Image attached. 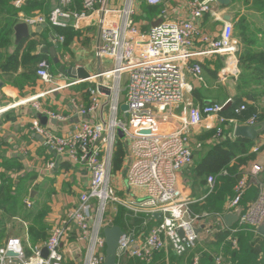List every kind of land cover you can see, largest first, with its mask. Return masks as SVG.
<instances>
[{
	"label": "built area",
	"instance_id": "1",
	"mask_svg": "<svg viewBox=\"0 0 264 264\" xmlns=\"http://www.w3.org/2000/svg\"><path fill=\"white\" fill-rule=\"evenodd\" d=\"M26 1L13 0V6L20 9ZM182 1L186 14L176 17L167 14L169 0H120V4L112 3V0H82L80 10L66 8L71 0H59L48 14L35 12L25 16L22 11L18 13L19 21L28 26L79 29L82 23L94 20L98 28L95 55L111 62V68L90 74L88 79L71 80L62 73L54 76L47 60H41L35 72L42 82L54 85L52 90L101 79L99 86L90 85L85 89L88 105L71 99L77 120L69 134L54 133L41 125L37 118L31 121L32 131L41 136L46 147L66 161L84 165L89 173L87 188L79 194L77 203L65 212L66 220L76 228L79 239L85 241L83 264H104L102 231L111 222L110 217H104L109 203L124 207L133 216H145L138 231L133 228L124 230L125 234L118 243L116 264H121L118 260L124 256L150 263L156 253H167L169 249L175 256H182L202 238L212 239L214 233L222 231L227 232L222 246L229 255L238 246L236 235L243 231L257 233L258 225L264 220V180L257 181L256 198L241 208L232 226L225 224L223 213L194 212L190 207L193 201L184 198L178 186V173L193 162L192 132L202 122L214 118L216 124L206 123V129H215L214 137L219 138L225 127L232 126L228 136L233 137L234 126L239 124V117L247 110V101L243 100L233 108L232 115L226 116L222 112L228 98L224 102L198 105L187 97L192 86L186 76L189 74L202 80L200 62L192 61L197 56H225L226 67L221 69L219 80L225 82L232 78L235 81L238 42L233 35V23L221 19L217 0ZM138 2L161 7V21L156 25L143 18L138 21ZM204 15L222 22L219 34L212 35L200 29L198 20ZM49 39L54 45L64 40L62 35L51 33ZM195 40L204 44L202 49L194 50ZM123 78V95L120 96ZM102 96L107 97L109 119L92 122L87 115L99 106ZM121 104L127 105L125 112L120 110ZM34 106L40 110L36 103ZM176 106H180V110L174 114L172 109ZM8 107H0V113ZM41 112L58 121L66 120L50 110ZM120 113L125 117L120 118ZM257 122L256 115H251L244 124ZM166 123H171L172 129L165 133H135L140 128H156ZM118 130L123 132L129 160L125 182L129 188L142 190L139 196H119L112 185L111 158L119 138ZM257 150L258 146H255L253 151ZM53 167V162L47 164L48 169ZM262 170L260 164L254 163L250 170L241 172L235 196L226 202L225 211L232 212L240 206L251 178ZM226 174L225 171L220 173ZM216 178V175L206 177L209 192ZM25 204L30 206L31 201L25 199ZM148 222L154 223L146 229ZM200 230L205 232V237L200 235ZM67 233V225L57 224L49 228L48 237L41 244L26 243L25 246L22 239L15 236L0 239V264H67L60 250ZM42 248H46V256L41 255ZM203 252H207V248ZM199 258V254L194 255L192 264H198ZM225 259L220 252L214 256V264H226Z\"/></svg>",
	"mask_w": 264,
	"mask_h": 264
},
{
	"label": "trees",
	"instance_id": "2",
	"mask_svg": "<svg viewBox=\"0 0 264 264\" xmlns=\"http://www.w3.org/2000/svg\"><path fill=\"white\" fill-rule=\"evenodd\" d=\"M58 2L59 0H27L22 8L16 9L13 6V0H0V81L2 83H7L19 91L22 90L26 85L33 82L37 64L41 60H47L51 63V68L55 70V66L48 55L43 52L36 53L39 45L51 46L46 41V36L42 35V42L25 38L12 51H9V47L13 26L19 21V11H22L25 16L35 12L48 14ZM240 3L264 13V0H231V4L240 5ZM81 6L82 0H71L66 8L80 10ZM142 7L150 6L142 2ZM151 10L153 13H160L161 7H151ZM69 29L51 27L49 30L51 34L63 36V42L56 44V50L59 52H66L68 44L75 35ZM233 32L240 41L237 52L239 72L235 79L236 97L232 106L223 110L222 113L226 116L232 115L233 108L245 100L247 101L246 117L256 115L257 120L262 121L264 120V30L254 27L253 22L242 14L234 21ZM46 33H48V28H45L43 34L46 35ZM208 74L215 80L216 87H219L221 84L217 72L209 70ZM220 90L216 95L223 93ZM193 95L200 100V103L203 102L198 91ZM222 97L225 98L224 102L228 98L227 93ZM214 102L217 100H213L211 103ZM231 128L232 126L225 127L222 136L219 138L214 137L215 129L201 131L197 137L198 147L201 150L195 149V153L201 157L196 162V174L204 178L209 175H216L217 178L213 189L201 204L203 209L196 208L200 206L199 204L190 205L194 212L202 210L209 213H222L223 202L235 196V186L241 177L239 166L255 159V153L251 151V148L256 144L247 139L228 136ZM125 144L123 138H117L111 158L112 174L119 173L123 167L126 157ZM6 146L7 143L0 136V239L9 236L7 232L8 223L12 219L18 218L27 223L28 240L26 242L23 237V244L25 246L26 243L41 244L48 237L50 228L46 220L49 207L45 204L46 201L42 203L36 200L30 207L26 206L24 198L28 194V184L35 178V175L33 172H24L25 167L17 158L7 157ZM198 147L196 148L198 149ZM204 149L207 151L202 155ZM258 149L263 150L264 143L259 145ZM222 171L227 174L220 175ZM252 191L254 197L247 203L253 201L258 193L257 186L254 187L249 182L239 205L245 207L247 203H242L243 198L248 193L252 194ZM144 217L142 214L133 216L131 211L122 206H117L110 219L112 223L119 225L123 230H126L128 225V228L138 231L143 225ZM153 223L148 222L145 228H150ZM226 236L227 232L222 231L214 233L211 236L212 239L202 238L201 242L196 243L182 256L170 254L169 257L165 258L164 252L160 251L155 254L150 263L127 256L122 257L120 263L191 264L192 257L195 254H201L198 264H214V256L222 252L226 257V264H259L260 262L263 264L264 237L251 231L240 232L236 235L238 239L237 248L228 255L225 247L222 246ZM257 237L259 238L257 239ZM204 248H207V252H203ZM26 251L28 253V250Z\"/></svg>",
	"mask_w": 264,
	"mask_h": 264
},
{
	"label": "crops",
	"instance_id": "3",
	"mask_svg": "<svg viewBox=\"0 0 264 264\" xmlns=\"http://www.w3.org/2000/svg\"><path fill=\"white\" fill-rule=\"evenodd\" d=\"M112 3L120 4V0H112ZM136 8L138 12V21L142 20L143 18L153 23L161 19L159 13L152 12L151 7L143 8L142 2H138ZM167 11L169 17H176L178 15L185 16L186 14V9H184L182 0H169L167 3ZM219 12L220 16H222L224 13L235 14L234 21L240 15H242V12L238 10L237 5L235 4H231L227 7L219 5ZM234 21L232 23H234ZM198 25L202 31L212 35L219 34L222 28V22L214 20L210 15H204L203 17L199 18ZM45 28H48V33H46V35L43 34ZM50 28L51 27L46 25L29 26L28 39L42 42L43 36H46V41L55 48L60 62L58 64L52 62L55 66V70L51 68V63L48 62L49 70L54 76L60 73L58 68L61 64H64L66 67H83L87 70V72H89V74H94L99 71L111 68V62L108 58L103 57L98 59L95 55V48L98 41V28L94 24V20L82 23L79 29H69L74 32L75 35L68 44L66 52H59L56 50V44L54 45L49 39ZM51 46L39 45L37 47L36 53H41L43 52L42 49L44 47ZM203 46L204 44H202V42L195 40L194 50H200L203 48ZM45 54L49 56L48 53ZM49 58L51 59L50 56ZM194 60L200 62L202 66V80H197L189 74L186 76L187 82L192 86V91L187 95V97H190L193 103L198 105L202 103H209L213 100H217V102H223L225 98L222 97V95L224 96V94L227 93L224 82H221L222 84L219 87H216L217 84L215 80L210 77L208 71H216L219 78L221 69L226 67V57L217 54L202 55L192 59V61ZM64 75H66L68 79H76L68 74ZM62 81L64 83L67 82L65 80ZM100 82L101 79H93L84 83L65 86L58 90H52L54 85L42 82L35 74L33 82L30 85H26L20 91L7 83L1 82L0 86V107L9 106L5 111L0 113V128L1 132L4 134L1 136L7 143L6 156L17 158L23 163L25 167L24 172H33L35 175V178L32 181H29L28 194L24 198V202L27 198L31 201V205L35 200L42 203L46 201L45 204H47L49 207L46 220L50 227L57 224L68 226L66 239L60 246V250L64 255L67 264H83L85 241L79 239L76 228L66 220L65 212L69 207H72L77 203L79 194L87 188L89 183V173L84 165L74 164L66 161L46 147L43 144L41 136L35 134L32 131L31 121L33 118H36L37 113L43 111L44 109L53 111L64 116L66 120L58 121L48 117L47 115V121L43 126H46L48 129L58 135L69 134L72 132L73 123L77 120L76 110L71 102V99L75 98V100L78 102L88 105L89 100L85 89L90 85L94 86L95 84H98L99 86ZM218 90L222 91L224 94L219 93V95H216L218 94ZM197 91L202 96L203 102L201 103L200 100L196 99L193 95V93ZM41 93L43 94L39 95ZM38 95L39 97L31 99L32 97ZM34 103L39 106L40 110L35 108ZM179 110L180 106H176L173 107L172 112L176 114ZM246 113L247 112L245 111L239 117L240 124L244 123L248 118V116L246 117ZM109 116L110 113L108 111L107 97L102 96L100 98L99 106L89 113V115H87V119L92 122H105L109 119ZM123 117H125L124 114H121L120 118ZM206 123L214 125L216 124V121L214 118H209L208 120L202 122V124L192 132L190 145L193 151V162L190 166L183 168L178 173V186L183 197L193 201L192 204H199L200 206L196 207L198 209H203L201 204L205 201L206 197L210 193L206 184V178L198 176L195 170L196 162L200 159L199 157H201V155L195 153V149L201 150V148L198 147L197 137L201 131L209 130L206 129ZM166 124L172 127L171 123ZM263 143L264 135L261 133L257 142L254 144H256L255 146L259 147V145ZM196 147H198V149ZM254 147L251 148L252 152H254ZM206 151L207 150L204 149L202 151V155H204ZM254 153L255 159L253 161L247 162L246 164L240 165L239 171H248L250 170L252 164H260L263 167V170L258 175L254 176L255 178L252 177L250 180L251 184L255 187L257 186V181L264 180V149H258ZM50 162L54 163V167L52 169L47 168V164ZM128 163L129 160L125 157L121 171L112 175L114 187L116 188L117 194L119 196H139L143 193L142 190L137 188H129L126 185L125 172ZM252 197H254L253 191L252 194H246L242 203H247L252 199ZM228 200L230 199H226L222 204V213L224 215L227 213H233L237 209L236 208L232 212L225 211L226 202ZM238 208H242V206L240 205ZM201 211L199 210V212ZM20 222L23 224V234L20 235V237L17 235H9L7 237L15 236L21 239L24 237L27 242V223L21 220ZM200 235L205 237V232L200 230ZM260 236L264 237L262 235ZM258 238L259 237H257V239ZM170 254L174 255L170 249L167 251V253L164 252L165 258L169 257ZM200 255L201 254H199V256ZM262 255V263L264 264V254ZM121 258H119L118 263H120ZM190 263L192 264V262ZM259 264H261V262Z\"/></svg>",
	"mask_w": 264,
	"mask_h": 264
},
{
	"label": "water",
	"instance_id": "4",
	"mask_svg": "<svg viewBox=\"0 0 264 264\" xmlns=\"http://www.w3.org/2000/svg\"><path fill=\"white\" fill-rule=\"evenodd\" d=\"M218 4L224 7L231 5V0H217ZM235 18V14L232 13H224L221 16V19L224 21L233 22ZM161 21H155L152 24L156 25ZM29 36V26L27 23L23 21H18L13 26V34L11 35V45L9 47V51H12L15 46H17L22 40L28 38ZM43 52L48 53L51 57L53 63L58 64L60 62L59 57L55 51L53 46L44 47L42 49ZM58 71L62 74H68L77 79H88L91 75L87 72L83 67L78 66H69L66 67L64 64H61L58 68ZM225 87L227 88L228 99L225 102L224 109L229 108L233 104V100L236 97V89H235V81H225ZM1 86V81H0ZM120 110L125 112L127 110L126 104L120 105ZM36 118L40 122L41 125H45L47 121L46 113H37ZM172 129V127L168 124H160L156 128H140L136 130V134H159L165 133ZM264 132V120L259 121L255 124H244L239 123L236 124L233 128L232 136L233 138H242L247 139L253 143H256L258 137L261 133ZM117 134L120 138L123 137V132L121 130L117 131ZM241 208H237L233 213H227L223 216V220L227 226H232L236 221L240 214ZM157 219H159L158 214H155ZM257 233L264 236V220L261 224L258 225L256 229ZM180 236H182V232L178 230ZM104 240H105V258L104 264H116L117 261V248L120 238L125 234L124 230L119 226L112 222H109L107 226L102 231ZM7 255H12L11 252H7ZM41 255L46 256L47 250L46 248H42Z\"/></svg>",
	"mask_w": 264,
	"mask_h": 264
},
{
	"label": "rangeland",
	"instance_id": "5",
	"mask_svg": "<svg viewBox=\"0 0 264 264\" xmlns=\"http://www.w3.org/2000/svg\"><path fill=\"white\" fill-rule=\"evenodd\" d=\"M237 8H238V10H240V12H242V14H244L247 17V19H249V21L253 22V26L254 27L264 30V13L263 12L256 11V10H253L251 8H248V6L246 7L242 3H240V5H237ZM233 35H234V38L238 42V44H237V50L235 52L236 66H237V64H238L237 52L239 50V42L240 41L236 37V35L234 34V32H233ZM237 69H238V67H237ZM238 72H239V69H238ZM124 78H123L122 83H121V86H120V88H121L120 96L123 95V92L122 91H123V86H124ZM227 81H233V80L231 78H228ZM219 83L222 84L221 82H219ZM226 90H227V88H226ZM227 96H228V93H227ZM121 100H122V98H121ZM119 115H121V113ZM2 134H3V132H1V128H0V136ZM112 178H113V176H112ZM112 185L114 186V183L113 182H112ZM116 208H117V205L116 204H111V203L107 204V206H106V208L104 210V217H109V216L114 215ZM22 225H23L22 222H20V220L18 218L12 219L8 223V226H7L8 231L7 232L9 233V235H17V236L20 237V235L23 234V230H22L23 226Z\"/></svg>",
	"mask_w": 264,
	"mask_h": 264
},
{
	"label": "bare ground",
	"instance_id": "6",
	"mask_svg": "<svg viewBox=\"0 0 264 264\" xmlns=\"http://www.w3.org/2000/svg\"><path fill=\"white\" fill-rule=\"evenodd\" d=\"M232 66V65H231Z\"/></svg>",
	"mask_w": 264,
	"mask_h": 264
}]
</instances>
